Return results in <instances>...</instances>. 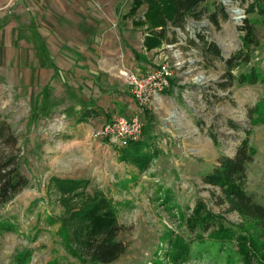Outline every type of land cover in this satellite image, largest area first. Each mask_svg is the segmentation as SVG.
I'll return each instance as SVG.
<instances>
[{"label": "rangeland", "instance_id": "obj_1", "mask_svg": "<svg viewBox=\"0 0 264 264\" xmlns=\"http://www.w3.org/2000/svg\"><path fill=\"white\" fill-rule=\"evenodd\" d=\"M222 1L209 0V10ZM132 4L133 0H0V120L15 131V152L30 179L29 187L0 207V264H176L167 259L171 238L190 237L179 212L189 213L197 200L203 199L232 222H242L223 202L221 190L205 183L203 175L222 155L235 153L248 128L257 153L246 185L264 203V123L251 125L248 111L264 97V82L223 87L227 82L224 61L204 56L189 41L196 30H202L221 48L223 57H229L243 46L239 27L247 5L232 0L226 7L240 11H230L226 20L220 18L219 26L206 15L190 19L186 30L177 29L178 41L159 46L160 62L167 57L174 67L171 87L155 108L141 106L130 96L134 109L124 114L138 115L145 125L151 121L147 128L154 136L149 140L152 146L144 149L151 151L147 168L136 164L137 156L131 157L130 149L120 150L124 145L119 141L92 137L95 128L128 107L126 99L117 93L106 95L115 111L90 116L87 111L95 108L94 101L99 104V98L65 88L61 74L52 78V70L42 66L36 45L43 41L52 52L55 46L63 48L64 42L142 47L150 29L131 21L143 17L146 7L125 20L122 15ZM92 13L97 17L87 22ZM258 36L259 45L251 47L250 65L264 76V24ZM246 70L241 66L234 72ZM47 82L51 95L46 90L47 98L37 96ZM98 196L113 203L120 224L116 238L126 247L110 263L81 255L71 243L78 252L73 253L66 244L79 215ZM200 248V256L183 264H225L211 250ZM25 252L28 257L19 260Z\"/></svg>", "mask_w": 264, "mask_h": 264}, {"label": "trees", "instance_id": "obj_2", "mask_svg": "<svg viewBox=\"0 0 264 264\" xmlns=\"http://www.w3.org/2000/svg\"><path fill=\"white\" fill-rule=\"evenodd\" d=\"M238 1L247 5L246 16L239 27L243 43L239 50L229 57H223L221 48L209 40L202 30H196V36L189 37L190 44L198 47L204 56L211 55L224 61L223 77L227 78V82L221 84L223 87L232 86L236 82L240 85L264 82L262 72L257 66L250 65L251 47L260 43L258 30L264 24V0ZM208 2L209 0H133L131 9L124 16L135 18L141 6L146 7L144 16L133 21L149 27L150 32L146 35L144 44L152 49L178 41L177 29L186 30L190 19L201 20L206 15L213 24L219 26L220 18H229L230 11L223 1L216 2L212 11L209 10ZM193 23L196 24L195 21ZM241 66H247L248 70L236 74L234 71ZM248 111L251 125L264 123V97ZM143 125L142 135L138 139L122 143L124 147L120 150L130 149V156H137L136 164L147 168L151 151L144 149L152 146L149 140L154 136L147 128V125H152L151 121L146 125L143 122ZM251 132L252 128L245 129L246 136L235 153L222 155L218 164L203 175L205 183L221 190L223 202L227 203L229 210L239 214L242 222L228 220L224 215L211 210L203 199H199L189 213L179 212L180 222L185 225L190 237L175 234L170 240L167 259L176 264L188 263L195 255L202 254V247L207 251L211 250L208 252L213 253L217 259H224L225 264H236V261L241 264H264V203L248 191L246 185L250 164L257 153V149L250 144ZM17 145V137L11 125L6 120H0V207L30 186V179L22 171L21 160L15 152ZM119 230L120 224L113 203L105 196H98L79 215L76 224L70 229L71 234L66 244L73 253L78 252L71 249V243L77 246L81 255L100 263H110L126 251L124 243L116 238ZM27 257L25 252L18 258L24 260ZM153 264L159 263L156 261Z\"/></svg>", "mask_w": 264, "mask_h": 264}, {"label": "crops", "instance_id": "obj_3", "mask_svg": "<svg viewBox=\"0 0 264 264\" xmlns=\"http://www.w3.org/2000/svg\"><path fill=\"white\" fill-rule=\"evenodd\" d=\"M117 13L118 15L120 14L118 11L115 14ZM90 16L92 18L87 22H93V17H97V14L92 13ZM122 18H125V20L129 19L124 15H122ZM131 22L132 24H136L133 23V19ZM36 48L40 51L39 55L43 63L42 66L52 70V78L55 76L58 77V74H61L59 79L62 78L61 80L66 84L65 88L69 87L73 90L78 88L82 90L81 94L83 96L99 98L97 100L99 104L96 105L94 101L95 108H92L91 111H87L90 116H94L96 113L102 116L115 111L112 106H109L106 98V95H111L112 93H117L118 97L126 99L128 105V107L123 108L122 112L119 111L118 113L125 114L128 111L133 112L134 108L130 106L129 102L131 101L130 96L133 98L134 96L124 79L121 77V79L118 78L117 71L125 67L137 74L145 75L160 63L162 49L160 47H155L151 50L148 49L144 43L142 47L136 49L132 44H122L121 42L118 43V46H116V44L113 45L111 42L108 44L104 42H88L81 44L79 42H64L63 48L55 46L52 52L51 48H49L44 41L42 44H37ZM149 51H153L152 53L156 57H153V55L149 56V53L147 54ZM156 61L157 65L154 66L153 63ZM71 78L73 79L71 80ZM120 80L124 83L123 86H121L122 83ZM68 83L69 86H67ZM51 88L49 82L45 83L37 96L42 98L46 96L47 98L48 94L51 95ZM46 90L49 91L48 94H46ZM124 92L127 94H124ZM166 93V90L162 92L155 102L163 100ZM101 99H105V103L102 102ZM91 102L92 101L89 103ZM70 103H72V101ZM87 109H91V106L87 107ZM70 110L77 111L74 108ZM107 117L109 120L111 119L109 116Z\"/></svg>", "mask_w": 264, "mask_h": 264}, {"label": "built area", "instance_id": "obj_4", "mask_svg": "<svg viewBox=\"0 0 264 264\" xmlns=\"http://www.w3.org/2000/svg\"><path fill=\"white\" fill-rule=\"evenodd\" d=\"M174 75L173 64L167 57L145 75L137 74L125 67L118 72V76L128 84L139 105L148 108H152L158 96L171 87ZM143 129V122L138 115L121 114L95 128L92 131V137L110 138L125 143L130 139H138L142 135Z\"/></svg>", "mask_w": 264, "mask_h": 264}, {"label": "water", "instance_id": "obj_5", "mask_svg": "<svg viewBox=\"0 0 264 264\" xmlns=\"http://www.w3.org/2000/svg\"><path fill=\"white\" fill-rule=\"evenodd\" d=\"M232 2V0H229ZM223 2L226 4V0H223ZM229 11H233V12H239L240 9L236 8V9H231V8H228Z\"/></svg>", "mask_w": 264, "mask_h": 264}, {"label": "bare ground", "instance_id": "obj_6", "mask_svg": "<svg viewBox=\"0 0 264 264\" xmlns=\"http://www.w3.org/2000/svg\"><path fill=\"white\" fill-rule=\"evenodd\" d=\"M227 4L231 5V1L226 0V5H227Z\"/></svg>", "mask_w": 264, "mask_h": 264}]
</instances>
